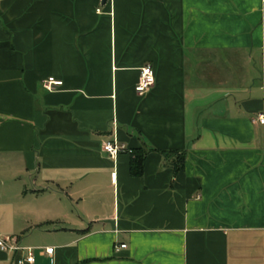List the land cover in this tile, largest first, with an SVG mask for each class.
<instances>
[{"label": "crops", "instance_id": "1", "mask_svg": "<svg viewBox=\"0 0 264 264\" xmlns=\"http://www.w3.org/2000/svg\"><path fill=\"white\" fill-rule=\"evenodd\" d=\"M263 62L264 0H0V236L23 264H264Z\"/></svg>", "mask_w": 264, "mask_h": 264}, {"label": "built area", "instance_id": "2", "mask_svg": "<svg viewBox=\"0 0 264 264\" xmlns=\"http://www.w3.org/2000/svg\"><path fill=\"white\" fill-rule=\"evenodd\" d=\"M259 79L262 83H264V62L261 66ZM154 77L153 71L149 63H144L138 67V73L136 77V81L133 85V91L136 95H141L149 90V88L153 85ZM42 85L47 90H52L55 86L60 85L59 80H54L51 77L46 78L42 81ZM259 124L264 122L263 114H257L255 120H253ZM101 150L110 158L114 159L117 153L119 152H127L130 153V149L125 147L122 143H117L113 140L106 139L101 145ZM117 247H124V244H119ZM25 251L23 257L18 258L16 260V264H23L25 262L31 263L33 261L32 254L30 252V247L21 246L16 239L8 238L0 236V251ZM46 254H51L52 247H45L43 250Z\"/></svg>", "mask_w": 264, "mask_h": 264}, {"label": "trees", "instance_id": "3", "mask_svg": "<svg viewBox=\"0 0 264 264\" xmlns=\"http://www.w3.org/2000/svg\"><path fill=\"white\" fill-rule=\"evenodd\" d=\"M169 154L170 156L173 155V158H171V165L173 171L176 172L181 170L184 159L183 151L163 152L164 156ZM143 156L144 152L140 151L139 149H130L128 170L131 176L140 175L142 169Z\"/></svg>", "mask_w": 264, "mask_h": 264}, {"label": "water", "instance_id": "4", "mask_svg": "<svg viewBox=\"0 0 264 264\" xmlns=\"http://www.w3.org/2000/svg\"><path fill=\"white\" fill-rule=\"evenodd\" d=\"M102 1H104V0H102Z\"/></svg>", "mask_w": 264, "mask_h": 264}]
</instances>
